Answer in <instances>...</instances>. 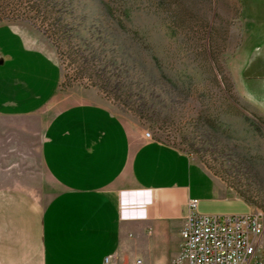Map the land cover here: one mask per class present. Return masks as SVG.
Instances as JSON below:
<instances>
[{
  "label": "rangeland",
  "instance_id": "1",
  "mask_svg": "<svg viewBox=\"0 0 264 264\" xmlns=\"http://www.w3.org/2000/svg\"><path fill=\"white\" fill-rule=\"evenodd\" d=\"M0 24L59 64L61 104L109 108L264 212V0H0ZM53 113L0 118V167L54 187Z\"/></svg>",
  "mask_w": 264,
  "mask_h": 264
},
{
  "label": "crops",
  "instance_id": "2",
  "mask_svg": "<svg viewBox=\"0 0 264 264\" xmlns=\"http://www.w3.org/2000/svg\"><path fill=\"white\" fill-rule=\"evenodd\" d=\"M61 82L51 56L0 24V118L55 110L41 146L54 187L0 167V264H172L193 201L203 214L253 211L221 195L187 153L109 108L61 104Z\"/></svg>",
  "mask_w": 264,
  "mask_h": 264
},
{
  "label": "built area",
  "instance_id": "3",
  "mask_svg": "<svg viewBox=\"0 0 264 264\" xmlns=\"http://www.w3.org/2000/svg\"><path fill=\"white\" fill-rule=\"evenodd\" d=\"M145 136L153 138L150 131ZM193 201L172 264H264V212L203 214ZM104 264H114L105 257ZM125 264H132L126 262ZM133 264H145L141 258Z\"/></svg>",
  "mask_w": 264,
  "mask_h": 264
}]
</instances>
